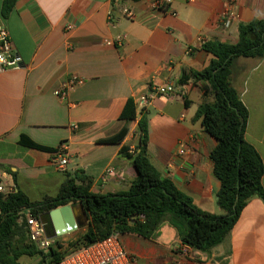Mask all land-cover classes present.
Wrapping results in <instances>:
<instances>
[{"label":"crops","instance_id":"1","mask_svg":"<svg viewBox=\"0 0 264 264\" xmlns=\"http://www.w3.org/2000/svg\"><path fill=\"white\" fill-rule=\"evenodd\" d=\"M155 1L17 0L4 17L0 0V27L7 28L20 58L17 68L0 73V179L7 188L41 201L55 197L68 175L83 171L93 192L126 191L137 171L122 148L138 146L137 122L145 111L153 165L200 210L223 214L217 204L221 183L210 159L217 140L196 116L213 100L212 89L180 79L183 71L209 65L204 42L237 44L240 24L264 19V0H161L166 10ZM119 37H125L122 46L113 44ZM72 78L83 82L61 99L57 93ZM230 82L248 110L245 139L264 165V57L236 59ZM168 83L174 85L172 97L138 104L153 87ZM129 98L136 102L137 120L114 142L126 126L120 116ZM22 136L52 151L23 146ZM61 144L69 149L65 172L50 163ZM71 206L79 222L84 211ZM121 240L130 254L137 253L134 243H181L172 227L154 241L132 233ZM194 255L210 264H264V201L252 199L222 244Z\"/></svg>","mask_w":264,"mask_h":264},{"label":"trees","instance_id":"2","mask_svg":"<svg viewBox=\"0 0 264 264\" xmlns=\"http://www.w3.org/2000/svg\"><path fill=\"white\" fill-rule=\"evenodd\" d=\"M16 2L4 0V17L10 14ZM202 49L212 55L209 65L201 71H183L180 82L193 79L208 83L212 89L213 100L202 104L196 116L202 120L205 132L217 140L210 159L214 164V175L221 183L217 204L223 214L214 215L200 210L192 198L181 192L170 178L163 177L153 165L148 154L149 126L144 111L137 122L138 146L132 153L129 148H122V153L132 161L137 171L136 179L126 191L93 192L92 179L83 171H77L68 175L55 197L46 196L41 201H32L18 189L10 195H0V264H23L21 260L24 257H39L36 264H59L67 254L62 245L51 248L48 253L37 249L29 237L26 221L20 222V213L24 209L40 216L66 205H80L88 219V228L69 244L70 251L105 240L114 232L137 234L154 241L161 235L165 224H169L181 244L195 252L210 253L226 240L252 199L261 198L264 201L263 161L245 139L248 110L230 82L236 59L264 57V19L240 24L237 44L206 41ZM120 120L126 126L112 140L114 142H120L127 136L137 120L133 98L127 100ZM20 143L52 151L25 136Z\"/></svg>","mask_w":264,"mask_h":264},{"label":"built area","instance_id":"3","mask_svg":"<svg viewBox=\"0 0 264 264\" xmlns=\"http://www.w3.org/2000/svg\"><path fill=\"white\" fill-rule=\"evenodd\" d=\"M165 3L161 0H156L154 6L158 9L166 10ZM126 15L133 17L131 11H125ZM125 41V37H119L113 44L122 46ZM188 54L192 52L189 49ZM20 64V58L13 49L12 40L10 34L5 27H0V73L11 69L17 68ZM83 80L79 78L70 79L63 90L57 93L61 99L66 98V94L69 88H73L81 84ZM175 94L174 85L168 83L163 86H156L151 89V92L147 96H143L139 99L138 104L141 107H147L155 98L164 97L170 98ZM131 153L134 152L132 149ZM184 153V151H181ZM51 166L58 172H65L68 169L69 149L66 145L61 144L60 147L51 155ZM15 192L13 187H6L3 180L0 179V195H10ZM20 222L26 221V225L29 231V237L35 244L37 249L43 253H48L51 248H55L57 245H61L60 237L48 238L45 233L44 225L39 219V216L33 214L29 209H24L20 213ZM194 250L181 244V250L176 253V259L170 264H210L209 262H196L191 254ZM59 264H139L135 258L127 251L122 240L121 234L114 232L110 237L102 241H97L87 247L79 250L67 251V254L61 260ZM143 264V263H142Z\"/></svg>","mask_w":264,"mask_h":264},{"label":"rangeland","instance_id":"4","mask_svg":"<svg viewBox=\"0 0 264 264\" xmlns=\"http://www.w3.org/2000/svg\"><path fill=\"white\" fill-rule=\"evenodd\" d=\"M55 194V193H54ZM52 196V195H51ZM50 196V197H51ZM75 206H78L75 204ZM169 224H165V228H169ZM88 228V219L85 215L78 222V229L70 234L63 235L60 243L65 251L69 250V244L78 239ZM65 239V240H62ZM137 247V253L132 252L131 255L139 264H170L176 259V253L181 250V243H134ZM194 261L199 262L200 257L191 254ZM40 260L39 257H24L21 260L23 264H36Z\"/></svg>","mask_w":264,"mask_h":264},{"label":"water","instance_id":"5","mask_svg":"<svg viewBox=\"0 0 264 264\" xmlns=\"http://www.w3.org/2000/svg\"><path fill=\"white\" fill-rule=\"evenodd\" d=\"M39 219L44 225L46 236L50 239L70 234L78 229V222L74 218L71 205L43 213Z\"/></svg>","mask_w":264,"mask_h":264}]
</instances>
